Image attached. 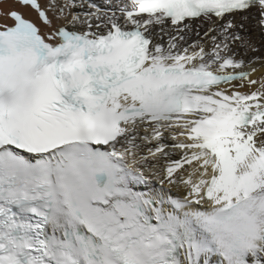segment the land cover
Segmentation results:
<instances>
[{"label": "snow or ice", "instance_id": "6c2138e0", "mask_svg": "<svg viewBox=\"0 0 264 264\" xmlns=\"http://www.w3.org/2000/svg\"><path fill=\"white\" fill-rule=\"evenodd\" d=\"M0 19V264H264V0Z\"/></svg>", "mask_w": 264, "mask_h": 264}, {"label": "bare ground", "instance_id": "6f19581e", "mask_svg": "<svg viewBox=\"0 0 264 264\" xmlns=\"http://www.w3.org/2000/svg\"><path fill=\"white\" fill-rule=\"evenodd\" d=\"M96 2L98 4H100V3H102V0H96ZM10 6H11L10 3L9 4H5L4 5V8L6 9V8H8ZM0 22H7V20L5 21V20L0 19ZM7 23H9V22H7ZM207 26H208V22L207 21H202L200 19H196L193 22V28L194 29H199L201 31V33H203V31L207 28ZM251 28H252V31H251L250 34L252 35L253 39L259 45L260 44V41H261L260 34L255 29V26L254 25H252ZM195 39H197V37L194 34L190 35V42L192 40H195ZM248 55H249V57H252V56H259L260 57V60H258V61H256L255 63L252 64V67H255V68L258 69V71L254 74V77L253 78H256V77H259V76H264V47H261L259 52H256V53H251L250 52ZM179 158H180L179 157V152H177L173 156V159H179ZM163 163H164V161H161V164L162 165H163ZM152 179L155 181V178L154 177ZM172 194L173 195L182 196L183 195V191L182 190L178 191L176 188H173L172 189ZM211 259H212V264H217V261H218L219 258L218 257H213Z\"/></svg>", "mask_w": 264, "mask_h": 264}]
</instances>
